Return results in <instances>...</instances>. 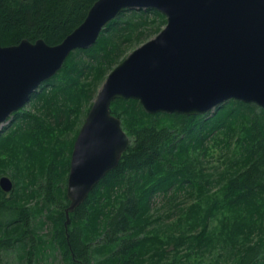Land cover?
<instances>
[{
	"label": "trees",
	"instance_id": "1",
	"mask_svg": "<svg viewBox=\"0 0 264 264\" xmlns=\"http://www.w3.org/2000/svg\"><path fill=\"white\" fill-rule=\"evenodd\" d=\"M95 1L0 0V45L23 39L56 45ZM165 23L152 9L124 10L94 45L72 51L35 93L37 113L20 110L0 131V177L9 174L15 186L9 196L0 190V251L18 250L22 264H39L48 249L59 251L63 264H163V245L173 243L167 264H184L213 249L229 256L216 255L210 264H264V109L236 100L199 116L151 115L136 100H114L110 112L130 145L64 228L70 155L83 106L87 113L94 87L132 43L159 33ZM215 139H225L232 150L217 177L221 187L205 195L210 180L197 169L198 156H208L206 144ZM183 185L198 195L179 219L189 225L188 233L175 242L146 236L152 195ZM216 212L221 217L211 232L208 221ZM197 225L200 231L191 233Z\"/></svg>",
	"mask_w": 264,
	"mask_h": 264
},
{
	"label": "water",
	"instance_id": "2",
	"mask_svg": "<svg viewBox=\"0 0 264 264\" xmlns=\"http://www.w3.org/2000/svg\"><path fill=\"white\" fill-rule=\"evenodd\" d=\"M126 9H152L165 27L107 75L74 141L66 181L69 215L113 170L130 145L110 112L116 99L136 100L151 115L199 116L229 100L264 109V0H97L60 43L43 39L0 45V125L53 78L69 54L95 44ZM14 188L0 177V190Z\"/></svg>",
	"mask_w": 264,
	"mask_h": 264
},
{
	"label": "rangeland",
	"instance_id": "3",
	"mask_svg": "<svg viewBox=\"0 0 264 264\" xmlns=\"http://www.w3.org/2000/svg\"><path fill=\"white\" fill-rule=\"evenodd\" d=\"M165 25L166 23L161 25L160 29L162 30L165 27ZM157 34L158 33H155V31H151L147 36L142 38L140 41L133 42L132 43L133 46L130 47L128 44L127 46L130 48L126 51L124 56L126 57L134 49L138 48L139 46H141L148 40L154 38ZM106 77L104 78V80L106 79ZM84 80L87 82L89 81L86 78ZM104 80L102 81V83H98L97 86L94 87L95 92L93 94L92 100H90L91 105L98 91L100 90ZM44 83L45 82H43L38 87V89L33 93L29 101L25 104V106L21 110L30 111L32 113H37L35 110V107L32 106L34 102L33 96L35 95V93H37L40 90L41 86ZM85 108L86 106L84 105L82 109V114L80 116V119L77 125L78 129L81 128L84 122V119L88 113V112L85 113L84 111ZM11 119H12V116L5 123L0 125V131L4 130L5 128L7 129V127L9 128ZM206 145L208 147L209 154L208 156L199 155L198 159L200 161V165H197V169L199 168L202 169V174L210 180V184L206 185L205 187L206 189L204 193L205 195L208 194L209 191L211 194H213L221 187L222 184L218 185L217 183V177L219 173L221 171H224L226 166H228L229 161H230V154L232 150V146L231 145L228 146L225 142V139L211 140ZM3 176H7L12 180L9 174H6V175L4 174ZM12 191L10 193H12ZM10 193H8L7 196H9ZM197 198H198V195L196 194V191L189 188L188 185H183L180 189L171 188L167 192H164V191L156 192L154 195H152L151 200H150L149 210L147 214L149 217L150 223L145 228L144 234L146 236L147 235H151V236L158 235L161 239H163V241H167L170 237H173V238L179 237L181 232L188 233V231L190 230L189 225L185 221H182L181 223H179V219L180 217L185 216V212L191 205L197 202ZM204 200L206 201V199ZM32 203L33 202H30V204ZM206 205L207 204H204V206ZM220 217H221L220 212H216L214 217H212L208 221L209 231L212 232L214 231V229L216 230L217 225H218V220H220ZM201 226L202 225H197V227L193 230V232L191 231V233L199 232L201 229ZM48 229H49L48 227H45L43 229V233H46ZM173 240H174L173 242H175V238ZM163 246L166 247V252L168 253L166 257L167 260H164L163 264H167L169 261L172 260L174 245L173 243H170L169 245H163ZM47 251H48L47 252L48 256L43 258L39 264H63V260L61 258V255L59 254V251H55L54 253L51 252L52 251L51 249H48ZM220 254H223L225 258H228L229 256L228 253H226L225 251H221V250L219 251V249H213L210 252H206L203 255L193 256L188 262L186 261L184 263V260H183V263L184 264H195V263L196 264H210L216 258V255H220ZM18 256H19L18 250H15L13 248L7 251L2 250L0 251V264H22Z\"/></svg>",
	"mask_w": 264,
	"mask_h": 264
},
{
	"label": "bare ground",
	"instance_id": "4",
	"mask_svg": "<svg viewBox=\"0 0 264 264\" xmlns=\"http://www.w3.org/2000/svg\"><path fill=\"white\" fill-rule=\"evenodd\" d=\"M41 84H42V83H41ZM41 84H40V85H41ZM37 89H38V88H37Z\"/></svg>",
	"mask_w": 264,
	"mask_h": 264
},
{
	"label": "flooded vegetation",
	"instance_id": "5",
	"mask_svg": "<svg viewBox=\"0 0 264 264\" xmlns=\"http://www.w3.org/2000/svg\"><path fill=\"white\" fill-rule=\"evenodd\" d=\"M14 114H15V113H14ZM14 114H13V115H14ZM13 115H12V116H13Z\"/></svg>",
	"mask_w": 264,
	"mask_h": 264
}]
</instances>
